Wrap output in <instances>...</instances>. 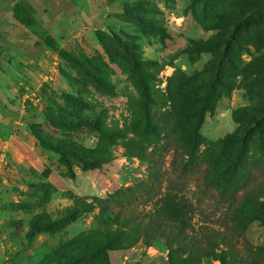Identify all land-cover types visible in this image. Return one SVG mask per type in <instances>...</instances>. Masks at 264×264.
Here are the masks:
<instances>
[{"label": "rangeland", "instance_id": "rangeland-1", "mask_svg": "<svg viewBox=\"0 0 264 264\" xmlns=\"http://www.w3.org/2000/svg\"><path fill=\"white\" fill-rule=\"evenodd\" d=\"M64 1L40 0L48 25L32 58L14 61V76L0 69L19 101L0 110L21 112L20 124L0 122V264H264V0ZM248 14L258 21L226 44ZM188 125L199 152L225 140L215 161L240 158L241 189L261 201L227 222L230 245L219 244L229 207L212 196L196 204L193 186L150 216L164 233L190 219L182 242L119 213L118 191L146 176L141 149L165 152ZM134 191L126 209L146 221L162 188Z\"/></svg>", "mask_w": 264, "mask_h": 264}, {"label": "trees", "instance_id": "trees-1", "mask_svg": "<svg viewBox=\"0 0 264 264\" xmlns=\"http://www.w3.org/2000/svg\"><path fill=\"white\" fill-rule=\"evenodd\" d=\"M11 16L15 22L27 29L28 32L34 35H40L43 32V29L37 24L36 20L21 4L15 3L12 5ZM256 21H258V17L253 16V14H248L233 21L225 39V43L227 44L228 42L233 41L235 35L240 30L247 28ZM43 40L46 45L53 48V43L48 35H45ZM206 107L208 106L205 105V108ZM164 128V126H160L161 130H165ZM176 128H181L183 131H181V136L173 138V142H176V144L172 147H168L169 143L167 142V145L163 146L165 152H170L169 161L166 167L163 166L165 152L152 148L148 152L141 149L142 151L138 153V158L146 164V176L137 185L118 191L122 193L119 202L120 204H124L119 213H122L121 216L124 219L133 223V228H135V230H141L142 228L155 230V233L151 236L174 238L175 241L182 242L187 235V229L190 227L192 228L190 219H177L176 224L173 223V231L164 233L163 230L159 229L160 227L156 225L150 216L151 213H155L156 211H163L168 199H171L170 197H177V200L186 201L184 199V192L189 189V186H193L196 204H200L204 198L212 196L215 198L216 203H226L229 207V210L227 207L224 208V214L222 213V215L219 216L223 217L224 221L222 223L223 228L221 229L219 244L226 246L229 243L228 234L225 232V229L229 226L227 225V222L232 220L231 224L236 225L234 222L235 220L239 221L242 216H246L252 212L249 209L250 206L246 207L245 204H260L261 201L256 199V196L252 195L249 189H241L242 185H240V179L243 178V174H241L240 170V165L242 164L240 158L230 161L227 164H219L215 161L214 154L220 148L222 142L225 141L224 139L219 140L218 142L209 143L206 148L199 152L198 146L204 144V140L197 132L198 125L176 126ZM170 130H175L173 125L172 127L170 125ZM232 137L236 138L229 135L227 139ZM195 171L199 174H195ZM190 180L194 181V183L191 184ZM136 188L146 192L152 190L159 192L161 188L163 191L162 194L157 193V199L162 200L164 203H160L155 210L150 209L149 211H146V221L134 218L129 215L130 213L126 209L132 200L135 199V196H137L133 194ZM239 190H241L240 199L246 201L240 203L241 206H239V204L236 206L233 205V203L236 197H239L235 196ZM152 197V194H146L141 197L140 200L141 202L149 203L151 202ZM184 206L187 207V204H181V207ZM219 206L221 207L223 205ZM67 216L69 220L74 219L71 211H68ZM160 223H162V221H159L158 225H160ZM214 236H216L214 233L213 235L209 234L206 239ZM102 249L103 246L99 245V247L96 248V251L98 252Z\"/></svg>", "mask_w": 264, "mask_h": 264}, {"label": "crops", "instance_id": "crops-1", "mask_svg": "<svg viewBox=\"0 0 264 264\" xmlns=\"http://www.w3.org/2000/svg\"><path fill=\"white\" fill-rule=\"evenodd\" d=\"M51 1L52 4H54L56 0ZM88 1L90 3V0H84V3H87ZM15 3L21 4L28 12V3L34 6L36 5L34 11L29 13L32 15V17L36 20L37 24L41 28H44L48 25V22L46 21L47 18H42V16L40 17L37 14L39 11L44 12V10H40V8H38L40 0H0V69L1 67H4L6 69V75L8 77L14 76L12 75L14 74L13 72H15V68L13 65L14 61L22 62L25 61L26 58H32V51L34 49L35 44H37L39 40V35H34L28 32L27 29L23 28L21 25H19L13 20L11 16V7ZM50 11L51 9L47 10V14H49ZM16 28H19V31H16ZM4 29L8 30L4 31ZM36 36H38L37 39ZM14 93V84L7 81L3 83V81L0 79V101L4 108L8 104L13 103H16L19 106L18 99H15L14 101H10L11 99H9L11 98L10 96H12L11 94ZM20 116V111H18L17 114L14 116L7 113V111L0 110V122L8 126L20 124ZM0 141L5 142L1 135Z\"/></svg>", "mask_w": 264, "mask_h": 264}]
</instances>
